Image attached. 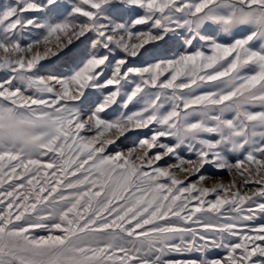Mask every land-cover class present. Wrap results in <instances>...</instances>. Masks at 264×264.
<instances>
[{
  "label": "snow or ice",
  "instance_id": "1",
  "mask_svg": "<svg viewBox=\"0 0 264 264\" xmlns=\"http://www.w3.org/2000/svg\"><path fill=\"white\" fill-rule=\"evenodd\" d=\"M257 211L264 0L0 4V264H264Z\"/></svg>",
  "mask_w": 264,
  "mask_h": 264
},
{
  "label": "rangeland",
  "instance_id": "2",
  "mask_svg": "<svg viewBox=\"0 0 264 264\" xmlns=\"http://www.w3.org/2000/svg\"><path fill=\"white\" fill-rule=\"evenodd\" d=\"M7 3H9V0H0V4H7ZM180 43H182V38H181V41H170L167 43L153 42V44L156 45L155 47H153L152 45H146L145 47L148 48L149 54H156L158 55V58L160 59H168V58H172L175 54H178L179 51H183V49L180 48ZM149 54H146L145 57H143V60H146L147 62L151 63L153 61L150 58ZM135 63L137 66H140L139 61H136ZM57 67L66 70L67 65L62 62H58ZM255 110L258 111L260 109L258 106H255ZM135 139H136L135 134H130L127 139L121 138V141L118 142V145L116 146V148L110 146L109 151H114L117 148L120 150L127 151L128 148L132 147V143ZM184 155L186 157L189 156L188 153H184ZM191 158L194 159V157H191ZM204 174L210 177L208 181L209 184H211L213 181H223L225 184H227L233 179H237L238 183L242 184V182L239 181L238 176L234 172H230L227 169L218 170L215 167L209 165V166H206V170L204 171ZM193 181L195 182V178H193ZM242 190L252 191L254 190V188L244 187L242 188ZM262 224H264V213H260L259 211H257L255 214V219L251 222L250 226L255 228ZM223 254H224V250L222 248L221 249L210 248L207 253H198V252L169 253L165 256V259H176V260L201 259V258H204L205 255L207 256V258H219Z\"/></svg>",
  "mask_w": 264,
  "mask_h": 264
}]
</instances>
